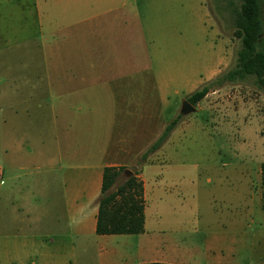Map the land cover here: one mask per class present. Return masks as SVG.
I'll return each mask as SVG.
<instances>
[{
	"label": "crops",
	"instance_id": "obj_1",
	"mask_svg": "<svg viewBox=\"0 0 264 264\" xmlns=\"http://www.w3.org/2000/svg\"><path fill=\"white\" fill-rule=\"evenodd\" d=\"M126 1L46 0L47 65H0V264H196L162 223L149 229L148 192L155 186L161 196L164 171L155 173L149 191L143 171L160 162L140 167L144 231H95L104 167L132 165L169 121L166 82L151 87L131 75L144 67L108 61L117 49L115 27L126 18L116 9ZM37 21L39 27V10ZM119 40L123 54L133 55L134 38ZM167 139L154 155L167 153ZM230 165L220 164L221 174L230 175ZM234 165L246 196L256 194L245 166ZM259 178L262 208L261 167Z\"/></svg>",
	"mask_w": 264,
	"mask_h": 264
},
{
	"label": "rangeland",
	"instance_id": "obj_2",
	"mask_svg": "<svg viewBox=\"0 0 264 264\" xmlns=\"http://www.w3.org/2000/svg\"><path fill=\"white\" fill-rule=\"evenodd\" d=\"M227 2L127 0L116 9L120 19L126 18L115 27L117 49L108 61L144 67V72L131 75L151 87L156 80L166 82L167 118H174L176 111L180 115L165 143L167 153L152 152L148 160L130 165L138 170L145 162L161 163L144 168L148 191L155 173L164 171L161 196H155V186L148 192L149 229L162 223L166 233L189 249L188 257L196 264H264L259 178L264 161V87L252 75L228 81L193 104L195 110L181 111L189 87L235 63L239 39ZM45 6L46 0H0V65H47ZM124 36L134 38L133 55L122 52L119 38ZM176 88L179 91L174 92ZM226 162L232 163L227 176L218 169ZM234 164L245 166L256 194L246 196L244 177ZM124 178L122 172L117 183ZM261 190L264 204V183Z\"/></svg>",
	"mask_w": 264,
	"mask_h": 264
},
{
	"label": "trees",
	"instance_id": "obj_3",
	"mask_svg": "<svg viewBox=\"0 0 264 264\" xmlns=\"http://www.w3.org/2000/svg\"><path fill=\"white\" fill-rule=\"evenodd\" d=\"M231 7L234 35L239 39L235 63L229 69L208 79L189 94L186 99L196 104L210 90L228 81L243 80L254 76V82L264 87V0H228ZM180 118L178 114L164 127L160 135L140 154L144 162L169 136ZM264 183V161L261 162ZM127 169H130L127 172ZM122 182L117 183L121 173ZM140 168L125 165H107L103 169L95 231L97 233H139L144 231L145 199ZM134 264H175L165 261H147Z\"/></svg>",
	"mask_w": 264,
	"mask_h": 264
},
{
	"label": "water",
	"instance_id": "obj_4",
	"mask_svg": "<svg viewBox=\"0 0 264 264\" xmlns=\"http://www.w3.org/2000/svg\"><path fill=\"white\" fill-rule=\"evenodd\" d=\"M191 110H195V106L187 99L183 100L181 111L184 113H187ZM130 169H127V172H129Z\"/></svg>",
	"mask_w": 264,
	"mask_h": 264
},
{
	"label": "built area",
	"instance_id": "obj_5",
	"mask_svg": "<svg viewBox=\"0 0 264 264\" xmlns=\"http://www.w3.org/2000/svg\"><path fill=\"white\" fill-rule=\"evenodd\" d=\"M4 182V172H3V167L0 164V183Z\"/></svg>",
	"mask_w": 264,
	"mask_h": 264
}]
</instances>
